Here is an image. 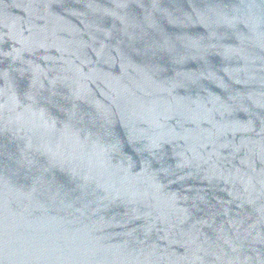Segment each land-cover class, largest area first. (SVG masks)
Returning <instances> with one entry per match:
<instances>
[{
	"label": "water",
	"instance_id": "1",
	"mask_svg": "<svg viewBox=\"0 0 264 264\" xmlns=\"http://www.w3.org/2000/svg\"><path fill=\"white\" fill-rule=\"evenodd\" d=\"M0 264H264V0H0Z\"/></svg>",
	"mask_w": 264,
	"mask_h": 264
}]
</instances>
